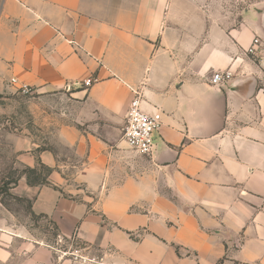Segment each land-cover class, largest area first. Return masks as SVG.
Returning <instances> with one entry per match:
<instances>
[{
    "label": "crops",
    "instance_id": "crops-1",
    "mask_svg": "<svg viewBox=\"0 0 264 264\" xmlns=\"http://www.w3.org/2000/svg\"><path fill=\"white\" fill-rule=\"evenodd\" d=\"M23 86L56 122L43 147L8 131L13 164L51 172L10 191L95 264H264V10L224 25L208 0H0V94ZM134 90L159 122L148 156L121 140ZM0 264L88 263L0 202Z\"/></svg>",
    "mask_w": 264,
    "mask_h": 264
},
{
    "label": "rangeland",
    "instance_id": "rangeland-1",
    "mask_svg": "<svg viewBox=\"0 0 264 264\" xmlns=\"http://www.w3.org/2000/svg\"><path fill=\"white\" fill-rule=\"evenodd\" d=\"M208 9L212 16H221L224 25L237 24L239 18L247 12H262L264 0H208ZM43 105L45 106V103L40 101L39 96L30 91L9 90L0 94V188L7 179H14L23 170V167L13 164L15 158L7 145L8 131L18 132L25 128L42 147L45 143H49V136L45 134V131L49 130L47 127L50 123H55L56 119L53 115L48 118L46 113L40 114ZM57 122L63 121L59 119ZM40 125L43 130L39 127ZM61 151L64 155L71 153L70 148L66 146H63ZM8 192L11 193L10 190ZM12 195L14 194L0 190V202L12 211L20 222H25L34 236L55 247L60 256L76 257L88 264L97 263L93 259L100 256L101 252L98 249L91 247L83 249L85 246L76 238L56 235L55 228L48 217H32L28 213L26 203L15 199Z\"/></svg>",
    "mask_w": 264,
    "mask_h": 264
},
{
    "label": "built area",
    "instance_id": "built-area-1",
    "mask_svg": "<svg viewBox=\"0 0 264 264\" xmlns=\"http://www.w3.org/2000/svg\"><path fill=\"white\" fill-rule=\"evenodd\" d=\"M253 43L257 44L258 39L254 38ZM253 49L250 48L249 51ZM232 76L230 69L214 71L210 77V82L220 84L228 81ZM94 81L92 78L66 83V89H70L72 85L88 87ZM11 83L15 79H10ZM23 92L30 91L29 87H20ZM142 95L139 90H134V96L130 100L126 113L124 124L121 128V140H123L129 150L135 154L148 156L152 154L154 149V133L159 129V122L142 107Z\"/></svg>",
    "mask_w": 264,
    "mask_h": 264
},
{
    "label": "trees",
    "instance_id": "trees-1",
    "mask_svg": "<svg viewBox=\"0 0 264 264\" xmlns=\"http://www.w3.org/2000/svg\"><path fill=\"white\" fill-rule=\"evenodd\" d=\"M51 172V168L45 166L44 164H42L41 162H38V164L35 167H25L23 168L21 174H19V176L15 177L14 179L8 180L7 182L5 181L3 184V187L0 188L1 191H4L8 194H11L8 192V190H10L11 187H13L19 177L21 175H24L26 178V181L29 185H44V184H48V175ZM12 197H14L15 199L19 200V201H23L26 203V208L28 210V213L30 215H32V217H36V216H44V215H36L32 212L31 210V201L27 198L24 197H19V196H15L12 195ZM45 217V216H44ZM51 223L53 224L55 231H56V235H59L58 232V227L51 221Z\"/></svg>",
    "mask_w": 264,
    "mask_h": 264
}]
</instances>
